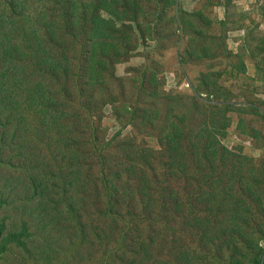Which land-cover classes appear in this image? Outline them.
<instances>
[{"label":"trees","instance_id":"obj_1","mask_svg":"<svg viewBox=\"0 0 264 264\" xmlns=\"http://www.w3.org/2000/svg\"><path fill=\"white\" fill-rule=\"evenodd\" d=\"M149 14L153 22L144 24ZM208 23L180 0H0V139L14 135L5 127L20 136L39 131V145L54 143L63 150L73 161L69 168L80 169L90 181L92 198L106 202L110 217L126 216L123 226L137 231L146 258L134 256L136 264H153L151 258L163 264L199 259L264 264V159L223 143L230 113L239 111L243 126L249 113H261L259 107L199 102L197 92L221 88L209 70L199 73L189 96L200 110L194 120L186 97L166 93L157 74L146 68L135 93L143 102L126 110L130 123L155 141H106L102 133L103 108L118 100L112 85L124 81L115 68L146 40L144 29L168 33L176 42L187 37L178 59L184 66L210 54ZM91 148L96 161L89 164L83 161L93 159L86 153ZM13 194L10 203H23L21 208L31 201L33 227L37 219L46 242L56 243L57 250L62 244L53 239L54 231L72 229L83 216L66 184L35 194L17 188ZM8 198L0 195V259L10 244L27 247L29 234L23 217L19 224L13 221L18 227H8L1 213Z\"/></svg>","mask_w":264,"mask_h":264},{"label":"rangeland","instance_id":"obj_2","mask_svg":"<svg viewBox=\"0 0 264 264\" xmlns=\"http://www.w3.org/2000/svg\"><path fill=\"white\" fill-rule=\"evenodd\" d=\"M180 4L187 11H201L208 19L211 24L207 30L208 37H213L210 40L206 38V46L211 47L210 54L182 66L178 59L187 44V37L176 42L168 37V33L156 35L151 28L144 29L146 40L141 39L136 53L115 68L116 75L123 77L124 81L112 85L113 92L118 95L117 103L106 104L103 108L102 133L106 141L125 137H133L132 143L155 141L154 138L146 137V130L142 132L130 123L126 110V105L136 101L143 102L135 93L146 68L157 74L166 93H179L186 97V102L190 103V116L194 120L200 110L191 105L192 99L189 96L196 90L194 84L199 73L209 70L213 72L222 89L215 86L209 94L202 90L197 92L199 102L213 105L218 101H227L236 107L253 104L264 114L262 5L248 0H243L238 5H233L228 0H180ZM152 18L149 14L144 19V24L153 22ZM160 22L171 27L166 20ZM223 36L224 43L220 41ZM185 83L189 84L188 88ZM159 105L163 106L161 103ZM261 113H249L243 126L239 123L240 112L230 113L232 121L223 139L224 145L236 153L264 159V117ZM249 127H255L260 132L253 134ZM5 130H10L14 135L0 139V195L9 197V203L3 205L1 213L6 217L8 227H18L15 224H19L23 217L28 223L29 234L27 247L10 244L3 252L0 264H136L139 258L145 261L146 250L139 242L137 231L123 226L122 221L127 217L116 219L107 214L106 202L92 198L90 181L79 173L80 169L69 168L73 161L65 156L63 150H58L54 143L39 145V131H33L35 133L30 135L32 131L28 130L26 135L20 136L22 133H15L10 127H5ZM241 131L252 135L249 137ZM86 153L88 158L93 159H84L83 162L92 164L95 151L91 148ZM118 153L107 165L116 161ZM84 170L88 169L85 167ZM63 184L67 185L74 200L83 206V216L81 220L76 219L72 229L64 230L59 227L54 231L53 239L62 244L57 250L56 243L46 242V236L40 231L41 223L37 219L33 227L31 201L25 203L23 208V203L10 201L13 196L16 199L17 196L12 195V191L17 188L35 194L55 191ZM22 185H26V189ZM94 203L100 204L94 206ZM70 222L71 220L67 221L68 224ZM94 235L97 238L95 243ZM136 255L139 258L133 260ZM151 263L163 264L162 260L155 258H151ZM191 264L203 263L199 259Z\"/></svg>","mask_w":264,"mask_h":264},{"label":"built area","instance_id":"obj_3","mask_svg":"<svg viewBox=\"0 0 264 264\" xmlns=\"http://www.w3.org/2000/svg\"><path fill=\"white\" fill-rule=\"evenodd\" d=\"M232 1L237 2L238 0H232ZM252 1L260 3L263 6V8H264V0H252ZM185 86L189 87V84L185 83Z\"/></svg>","mask_w":264,"mask_h":264},{"label":"clouds","instance_id":"obj_4","mask_svg":"<svg viewBox=\"0 0 264 264\" xmlns=\"http://www.w3.org/2000/svg\"><path fill=\"white\" fill-rule=\"evenodd\" d=\"M231 3H233V4H236V5H238L239 3H241L243 0H238L237 2H234V1H232V0H229ZM249 2H253L252 0H248ZM253 3H258V2H253ZM260 4V3H259ZM263 7V6H262ZM188 88V87H187Z\"/></svg>","mask_w":264,"mask_h":264}]
</instances>
